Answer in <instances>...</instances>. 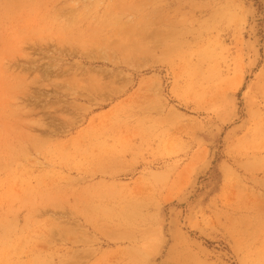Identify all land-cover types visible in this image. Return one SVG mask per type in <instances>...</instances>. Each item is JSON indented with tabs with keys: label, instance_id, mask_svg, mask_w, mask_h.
<instances>
[{
	"label": "rangeland",
	"instance_id": "374dc122",
	"mask_svg": "<svg viewBox=\"0 0 264 264\" xmlns=\"http://www.w3.org/2000/svg\"><path fill=\"white\" fill-rule=\"evenodd\" d=\"M0 264H264V0H0Z\"/></svg>",
	"mask_w": 264,
	"mask_h": 264
}]
</instances>
